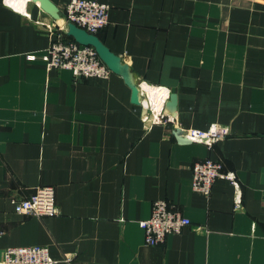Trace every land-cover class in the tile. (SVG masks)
I'll use <instances>...</instances> for the list:
<instances>
[{"label": "crops", "instance_id": "crops-1", "mask_svg": "<svg viewBox=\"0 0 264 264\" xmlns=\"http://www.w3.org/2000/svg\"><path fill=\"white\" fill-rule=\"evenodd\" d=\"M52 1L63 15L70 0ZM100 1L111 9L98 35L137 74L141 104L117 73L48 70L36 21L52 17L33 0L24 11L0 0V264L32 245L57 264H264V0ZM146 91L157 110L176 92L175 119L147 127ZM213 123L231 135L212 146L173 133ZM206 158L240 191L226 178L195 191ZM39 185L55 187L60 214L15 211ZM158 199L193 225L148 245L140 221Z\"/></svg>", "mask_w": 264, "mask_h": 264}, {"label": "built area", "instance_id": "built-area-1", "mask_svg": "<svg viewBox=\"0 0 264 264\" xmlns=\"http://www.w3.org/2000/svg\"><path fill=\"white\" fill-rule=\"evenodd\" d=\"M109 3L100 0H70L66 6L61 19L51 18L49 20L37 19V23L44 27L49 35L51 43L43 59L48 70L53 68L70 69L76 80L80 78H106L113 71L101 59L97 50L92 45L79 43L67 34L68 24L75 23L90 33L98 32L110 22ZM31 57H34L32 55ZM145 94L149 98L148 92ZM161 110L153 108L148 101L146 111L151 114L152 123L172 121L174 116L165 110L169 93L166 94ZM148 113L145 116L148 121ZM1 132V125H0ZM231 135L229 126L213 123L208 129L190 128L184 129L183 137L194 142H204L209 146L227 138ZM224 164L221 161L210 158L197 161L193 166V189L205 195H210L215 181L219 178H226L240 191V185L233 172L224 171ZM240 202V197H239ZM15 211L29 216H55L60 214L57 203L56 189L52 185H39L35 191L25 198H18L14 201ZM140 224L145 232V242L148 245H158L165 241L171 233H179L186 226L193 225L189 217L184 216L179 210L170 206L165 199H158L153 204L152 215L143 219ZM73 255L65 260L72 261ZM48 246H13L5 250L2 264H57Z\"/></svg>", "mask_w": 264, "mask_h": 264}, {"label": "water", "instance_id": "water-1", "mask_svg": "<svg viewBox=\"0 0 264 264\" xmlns=\"http://www.w3.org/2000/svg\"><path fill=\"white\" fill-rule=\"evenodd\" d=\"M33 1L37 2L40 7L52 18L56 20L62 18L59 7L52 0ZM67 34L81 44L94 46L101 59L112 69L114 73L121 75L127 85L131 88L133 103L141 104L143 102L142 85L137 74L121 55L115 53L103 42L98 34L90 33L86 29L79 27L73 22L68 24ZM177 109L178 94L176 92H171L169 94V99L166 101L165 110L168 114L175 117L177 114ZM173 133L180 141H191L190 139L183 137L184 129L180 127L176 128Z\"/></svg>", "mask_w": 264, "mask_h": 264}, {"label": "bare ground", "instance_id": "bare-ground-1", "mask_svg": "<svg viewBox=\"0 0 264 264\" xmlns=\"http://www.w3.org/2000/svg\"><path fill=\"white\" fill-rule=\"evenodd\" d=\"M13 6H15L18 9L21 10H25V0H8ZM27 2V1H26ZM157 94L155 93V91L153 92H149V100L152 104L154 103L155 105L157 104ZM155 111L157 110L156 108H154ZM159 111V110H158Z\"/></svg>", "mask_w": 264, "mask_h": 264}]
</instances>
